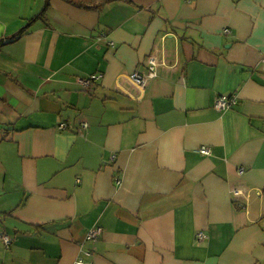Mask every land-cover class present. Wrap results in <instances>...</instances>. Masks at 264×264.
I'll list each match as a JSON object with an SVG mask.
<instances>
[{"label":"crops","instance_id":"1","mask_svg":"<svg viewBox=\"0 0 264 264\" xmlns=\"http://www.w3.org/2000/svg\"><path fill=\"white\" fill-rule=\"evenodd\" d=\"M78 261L264 264V0H0V264Z\"/></svg>","mask_w":264,"mask_h":264},{"label":"built area","instance_id":"2","mask_svg":"<svg viewBox=\"0 0 264 264\" xmlns=\"http://www.w3.org/2000/svg\"><path fill=\"white\" fill-rule=\"evenodd\" d=\"M226 33L229 32V31H225ZM149 65V68L147 70L146 73H142V72H135L131 78L133 80V82L136 84V85H140L142 87H145L147 85V83L153 78L155 77L156 73L154 71V67L156 65L155 61L154 60H151L149 61L148 63ZM85 86H88L89 85V80H84L82 82ZM236 99L235 97L234 98H228L226 96H223V97H220L217 99L216 101V107L218 109H224V108H227L229 107L231 104L233 103H236ZM61 128H64V126H61ZM200 153L202 155H210L211 153V150L210 148L208 147H201L200 149ZM243 170V169H242ZM241 170V173H243L244 171ZM237 193V192H236ZM102 232V229L101 228H98L96 230H92L91 233L89 234V239L91 240H95L97 239L100 234ZM200 237L203 238L204 236L202 234H200ZM2 241L6 244V245H9L10 244V238L6 235L2 236ZM77 264H89V263H86V262H83V261H78Z\"/></svg>","mask_w":264,"mask_h":264},{"label":"trees","instance_id":"3","mask_svg":"<svg viewBox=\"0 0 264 264\" xmlns=\"http://www.w3.org/2000/svg\"><path fill=\"white\" fill-rule=\"evenodd\" d=\"M67 2L74 4L75 6H78L80 8H84V9H95V8H101L103 5H105L106 3H110L116 0H89V1H84V0H66ZM45 10L42 12V14H44ZM25 30L22 29L18 34H16L13 37H10L9 40L13 41L15 39H17L18 37L21 36L22 32ZM89 80V85L91 86V83L93 82L94 79H87Z\"/></svg>","mask_w":264,"mask_h":264}]
</instances>
